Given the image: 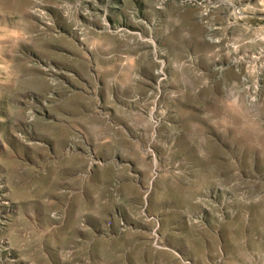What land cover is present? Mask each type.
I'll list each match as a JSON object with an SVG mask.
<instances>
[{
    "label": "rangeland",
    "instance_id": "rangeland-1",
    "mask_svg": "<svg viewBox=\"0 0 264 264\" xmlns=\"http://www.w3.org/2000/svg\"><path fill=\"white\" fill-rule=\"evenodd\" d=\"M0 264H264V0H0Z\"/></svg>",
    "mask_w": 264,
    "mask_h": 264
}]
</instances>
